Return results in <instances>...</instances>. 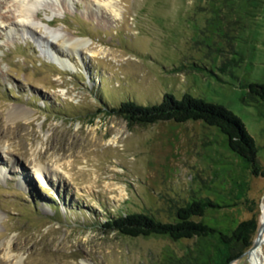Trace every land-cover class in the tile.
<instances>
[{
    "label": "rangeland",
    "instance_id": "374dc122",
    "mask_svg": "<svg viewBox=\"0 0 264 264\" xmlns=\"http://www.w3.org/2000/svg\"><path fill=\"white\" fill-rule=\"evenodd\" d=\"M38 1L28 16L20 0L0 2V130L9 131L0 138V264H161L164 248L181 254L193 240L103 223L126 213L167 220L191 194L226 196L234 205L218 218L259 227L264 176L216 127L130 122L111 109L166 92L220 103L243 121L264 169V99L247 86L264 83V0H111L118 16L95 0ZM61 36L90 41L72 49ZM259 240L229 264H264V228Z\"/></svg>",
    "mask_w": 264,
    "mask_h": 264
},
{
    "label": "trees",
    "instance_id": "16d2710c",
    "mask_svg": "<svg viewBox=\"0 0 264 264\" xmlns=\"http://www.w3.org/2000/svg\"><path fill=\"white\" fill-rule=\"evenodd\" d=\"M247 86L259 99H264V83L251 82ZM172 95L166 92L159 102L147 105L128 98L111 111L124 115L130 122L139 123L200 120L216 127L224 135L227 147L251 174L264 176V169L258 161L257 145L236 113L220 103L186 92L180 98ZM222 196L211 198L191 194L175 206L167 220L146 213H126L106 218L103 225L133 237L153 235L170 241L193 240L181 254L164 248L161 264H229L252 245V234L258 224L254 218H233L230 221L225 217L218 218L216 214L234 205ZM208 215L211 217L206 218Z\"/></svg>",
    "mask_w": 264,
    "mask_h": 264
},
{
    "label": "bare ground",
    "instance_id": "6f19581e",
    "mask_svg": "<svg viewBox=\"0 0 264 264\" xmlns=\"http://www.w3.org/2000/svg\"><path fill=\"white\" fill-rule=\"evenodd\" d=\"M22 3L20 4V16L21 15H23V16H28V14H29V12L31 11V9H33V8H31V7H37V9H38V7H40V2L38 1V0H20ZM24 1V2H23ZM95 1H97L98 2V4H97V6L99 7V6H101V5H103L104 7H105V9H108V10H111V11H113V13H114V15L115 16H118V13H119V10H117L118 8L115 6V4H114V2L113 1H111V0H95ZM0 2H1V0H0ZM89 3V2H88ZM47 4V3H46ZM45 6V5H44ZM98 9H100V7L98 8ZM92 10V9H91ZM31 13V12H30ZM112 13V14H113ZM97 14V13H96ZM120 14V13H119ZM87 15V14H86ZM118 18V17H117ZM57 38V37H56ZM62 40V42L63 43H67L69 46H71V48L72 49H75L76 48V45H80L82 42H84V41H90V40H88V38H78L77 40H72L73 38L72 37H65V36H61L60 37ZM83 44V43H82ZM67 45V46H68ZM70 48V47H69ZM74 51V50H73ZM55 54H58L57 52H55ZM55 57V56H54ZM57 57V56H56ZM68 61V60H67ZM56 62V61H55ZM69 62H71V61H69ZM69 62H66V61H64L60 56L59 57H57V64L61 67V68H63V69H68L69 71L70 70H72V69H74L75 68V64H72V63H69ZM56 64V65H57ZM57 65V66H58ZM8 116H10V115H8ZM14 116L17 118V117H19V115L17 114H14ZM13 116V117H14ZM23 117V116H22ZM5 131V130H4ZM3 132V130H0V138H3V137H6L8 134H9V131H5V133H2ZM41 170V172H47L48 170H46L45 168H40ZM264 211V210H263ZM261 241L259 240V243H260ZM258 243V244H259ZM252 255V254H251ZM250 256V255H249ZM255 259V258H254ZM252 260V259H251ZM256 260V259H255ZM254 262V261H253Z\"/></svg>",
    "mask_w": 264,
    "mask_h": 264
},
{
    "label": "water",
    "instance_id": "95a60500",
    "mask_svg": "<svg viewBox=\"0 0 264 264\" xmlns=\"http://www.w3.org/2000/svg\"><path fill=\"white\" fill-rule=\"evenodd\" d=\"M261 221V223H260V226L258 227V231H257V237L254 239V241H253V244H252V246H250L247 250H245V252L243 251V253L240 255V256H244V254H246L247 256L249 255V253H250V251L254 248V247H256V246H258V243H259V237H260V234H261V231L263 230V228H264V219L263 220H260Z\"/></svg>",
    "mask_w": 264,
    "mask_h": 264
}]
</instances>
